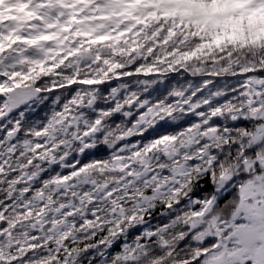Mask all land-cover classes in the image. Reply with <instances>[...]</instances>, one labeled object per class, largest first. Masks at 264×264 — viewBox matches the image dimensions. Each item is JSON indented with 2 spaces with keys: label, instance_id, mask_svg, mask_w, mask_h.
I'll return each mask as SVG.
<instances>
[{
  "label": "snow or ice",
  "instance_id": "snow-or-ice-1",
  "mask_svg": "<svg viewBox=\"0 0 264 264\" xmlns=\"http://www.w3.org/2000/svg\"><path fill=\"white\" fill-rule=\"evenodd\" d=\"M20 2L28 14L14 27L0 26V264H93L157 207L168 221L124 243L106 264H264V47L223 54L230 76L242 80L223 103L216 99L221 91L193 102L200 88L188 96L179 90L145 96V88L120 98L127 83L102 97L98 86L112 79L107 73L77 79L63 69L49 76L44 67L40 41L69 23L70 0ZM192 43L195 51L170 63L156 57L134 71L113 64L124 69L114 79L188 72L181 60L204 46L199 36ZM226 71L220 65L201 75ZM77 84L88 87L69 98L67 89ZM49 95L55 98L47 120L34 123L24 106ZM189 113L196 117L190 126L156 128ZM65 168L70 174H62Z\"/></svg>",
  "mask_w": 264,
  "mask_h": 264
},
{
  "label": "trees",
  "instance_id": "trees-1",
  "mask_svg": "<svg viewBox=\"0 0 264 264\" xmlns=\"http://www.w3.org/2000/svg\"><path fill=\"white\" fill-rule=\"evenodd\" d=\"M157 4L160 6L159 11H157ZM12 7L10 2L0 7V26L14 27L20 18L28 14V12L21 14L20 10L13 11ZM146 7L150 11L148 16L150 18L146 22L141 21L135 28L129 24L126 26L121 25L118 30L113 29V21L107 18V15L101 16L96 23H91L88 18L80 14L75 21L69 44L66 48H62L63 51L56 58H53V47H49L47 50L43 47L44 51L41 55L46 51H50V55L44 64L46 69L52 70L49 72V76L63 69V74L70 77H76L77 79L91 78L94 74L107 72L113 64H123L128 67L125 70L134 71L140 64L151 65L155 63L156 57L166 59L170 63L186 52L195 51L196 46L192 43V40L197 36L201 38V44L204 46L191 59L181 60V63L199 61L197 67L207 61L221 63L226 59V57L222 58L225 52H231L235 55L236 53H243L245 50L253 51L258 47H264V9L255 12L247 2L239 6L237 1L234 0L231 2V6L227 8V12L223 11L218 15L210 14L211 17H206V9H210V7H203L193 0H150ZM58 30L59 28L51 30L52 41L55 42L57 47L60 45V39L57 38ZM157 40H159V43H156L153 47L154 42ZM79 46L80 49L77 50ZM173 51H175V55H168ZM93 61L96 63L89 69L87 65ZM27 67L25 65V68ZM224 67L229 71L232 66L226 64ZM145 79L154 80L155 83L144 85L137 82ZM205 80H211L212 83L201 87ZM120 83H127L128 85L127 89H121L120 98H123L126 92L144 90L145 88H147V91L144 92L145 96H159L161 90H163L164 95L173 90H179L184 91L185 96H188L196 88H200L201 91L193 97V102L205 91L209 94L221 91L224 95L216 99L223 103L231 98L233 89H239L242 80L240 77L233 76H193L190 71L185 72L181 69L163 76L152 74L147 77L140 75L122 77L119 80L109 79L98 86V95L108 96L111 89L119 87ZM85 87L88 86L79 84L69 86L67 89L69 98L77 88ZM51 96L36 121L43 122L47 120L50 109L53 107L52 100L55 98L53 95ZM170 99L174 98L170 97ZM99 103L98 100V105ZM195 119L196 117L189 113L176 121H160L156 128H166L169 132H175L180 130L181 127L190 126L191 121ZM145 135L148 134L145 133ZM138 139V137L128 138L130 143H135ZM108 151L105 146V155L108 154ZM73 155L77 156L82 162H89V158L86 156L80 157L78 153ZM52 170L59 171V168L55 167ZM70 172L71 169L67 168L63 170L62 174L66 175ZM185 202H181V204ZM164 207L166 208V206ZM177 207H180V205H177ZM161 211L160 207L152 210L151 215L146 217L144 224L136 225L128 230L127 240L121 235L107 249V257L97 256L93 264H106V259L110 258L115 252L120 251L124 243H131L134 237L145 229L155 231L157 225L162 226L166 223L168 217L161 216ZM187 242V239L181 241L179 247L184 248ZM212 242L211 239H208L204 241V245L207 246ZM89 254L94 255V250H89ZM82 264H88V261L83 260Z\"/></svg>",
  "mask_w": 264,
  "mask_h": 264
},
{
  "label": "clouds",
  "instance_id": "clouds-1",
  "mask_svg": "<svg viewBox=\"0 0 264 264\" xmlns=\"http://www.w3.org/2000/svg\"><path fill=\"white\" fill-rule=\"evenodd\" d=\"M199 61L192 63H186L185 66L190 70V71H195L196 68L200 69V72H197L195 76L201 75L204 71H212V70H219L220 65H223V67L227 64L225 60H223L221 63H212L211 61H207L205 64H201L199 67H197V64ZM159 67L163 68V65H160ZM124 71L122 68H111L107 72H101L98 74H94L91 79H98V78H103L105 73L108 74V77L114 79V74L115 73H120ZM233 71V67H230L228 72H221L220 77H225V76H230V73Z\"/></svg>",
  "mask_w": 264,
  "mask_h": 264
},
{
  "label": "rangeland",
  "instance_id": "rangeland-1",
  "mask_svg": "<svg viewBox=\"0 0 264 264\" xmlns=\"http://www.w3.org/2000/svg\"><path fill=\"white\" fill-rule=\"evenodd\" d=\"M101 0H99V2H100ZM231 0H196V1H194L195 3H199V4H203V5H207V6H209L210 7V9H212V8H215L216 6H218V5H224L225 6V8L227 9L228 7H230L231 6V2H233L234 0H232L231 2H230ZM249 1H251V2H254L255 0H249ZM0 2H2V0H0ZM103 3L104 2H102V6H103ZM21 5H23V4H21ZM26 7V6H25Z\"/></svg>",
  "mask_w": 264,
  "mask_h": 264
}]
</instances>
